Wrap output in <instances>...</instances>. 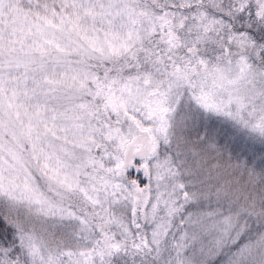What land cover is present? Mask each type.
I'll return each instance as SVG.
<instances>
[{"label": "snow or ice", "instance_id": "6c2138e0", "mask_svg": "<svg viewBox=\"0 0 264 264\" xmlns=\"http://www.w3.org/2000/svg\"><path fill=\"white\" fill-rule=\"evenodd\" d=\"M0 264H264V0H0Z\"/></svg>", "mask_w": 264, "mask_h": 264}]
</instances>
